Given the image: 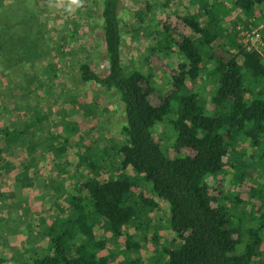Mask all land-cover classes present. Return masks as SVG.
I'll list each match as a JSON object with an SVG mask.
<instances>
[{"label": "trees", "instance_id": "1", "mask_svg": "<svg viewBox=\"0 0 264 264\" xmlns=\"http://www.w3.org/2000/svg\"><path fill=\"white\" fill-rule=\"evenodd\" d=\"M232 1L234 16L227 23L221 0H191L181 14L191 33L178 41L168 23L158 20L159 45L149 53L162 62L158 69L167 68L163 71L170 89L154 102L156 73L149 57L146 70L123 62L121 0H101L109 63L103 76L83 61V47L75 51L72 64H63L73 54L67 38L74 33L70 37L67 33L74 21L65 18L62 30L54 34L50 23L41 20L36 0H0V137L4 141L0 178L13 167L3 163L6 153L25 149L27 159L33 158L21 162L22 174L28 176L31 169H39L37 156L44 160L58 151H52L56 137L43 136L55 123L53 106L47 103L51 98L55 103L64 99L68 92L64 100L75 105V86L91 83L115 90L123 103L125 139L117 150L120 170L132 167L138 174L119 172L108 180L98 174L78 182L77 193L66 197V212L45 223L42 234L48 241L33 264H113L112 256L103 253L107 242L97 237L96 228L119 239L126 228L134 227L147 240L145 217L158 208L154 195L167 202L169 228L179 243L158 251L159 261L264 264V181H259L264 174L250 176L242 157L248 155L251 165L264 171V58L247 35L260 26L255 16L263 11L264 0ZM144 10L136 12L137 29L151 23L146 22ZM209 67L211 105L199 91L185 89L188 80L197 81ZM64 69L77 71L75 78L64 79ZM4 90L18 100L12 107ZM159 125L173 129L176 156H168L156 139L154 129ZM244 142H249L250 151L242 147L236 156L234 149ZM92 150L87 145L80 156L95 170ZM142 183L149 186L152 197L143 192ZM158 237L155 233L154 240ZM141 248L136 233H128L123 254L129 257L122 264H153L143 255L130 256Z\"/></svg>", "mask_w": 264, "mask_h": 264}, {"label": "rangeland", "instance_id": "2", "mask_svg": "<svg viewBox=\"0 0 264 264\" xmlns=\"http://www.w3.org/2000/svg\"><path fill=\"white\" fill-rule=\"evenodd\" d=\"M190 1L170 0L167 5L166 0H121L120 2V16L123 21V62L129 68L142 67L146 70L149 67L150 59L156 73V90L152 96L154 102H158L161 95L166 94L170 89L166 72L163 71L167 68L164 66V69H161L162 67L158 69L162 62L149 53L150 48L159 45L158 20L168 23L172 37L177 41L181 40L184 35L191 33L181 18V14L191 6ZM221 2L225 6L223 12L226 22L229 23L234 16V12L230 9L233 1L221 0ZM148 3L150 4L149 10L146 9ZM36 5L39 7L41 20L50 23L54 34L62 30L65 18L74 21L67 33L69 37L74 33L73 37L67 38V46L68 48L72 47L73 54L67 57V61L63 62L64 65L72 64L71 58L77 56L75 51L79 52L78 48L83 47L85 49L80 53L83 61L89 63L91 68L101 76L108 74L109 63L101 25V0H83L82 7L72 5L71 11H68V0H36ZM142 9H145L146 12V22L151 20V23L146 24L148 27L139 26L140 28L137 29L139 22L137 23L135 15ZM257 12L255 18L259 20V28L262 29L264 7L262 12ZM261 37V42L264 44V28ZM254 44L258 48L261 47L259 41H255ZM209 68H204L197 81L188 80L185 89L186 91H199L211 105L213 79L211 68ZM64 71L63 78L69 80H73L77 73L75 70L70 73L65 69ZM85 86H75L77 89L73 90V93L76 94L75 99H77L75 105L67 102L69 99L64 100L68 98V92L64 93V99H60L56 103L53 98L49 102L47 101V104L53 106L55 123L51 124V130L43 136L47 140L50 135L55 136L56 139L52 140L54 147L52 151H55V148L58 151L51 152L50 156L44 160L38 159L41 156H37V160L40 162L38 170L33 167L34 169H31L28 176L22 174L21 162L33 159L32 157L27 159L29 157L25 153V149L18 148L15 152L4 155L3 163L6 162L7 165L10 164L13 167L8 171H4V169V172L1 170L4 175L0 178V264H33V259L48 241L42 234L45 223L66 212L68 209L66 197L69 194L77 193L78 182H85L88 177L98 174L102 180L111 179L114 174L119 172V175L128 174L134 177L138 175L132 167L120 170L121 159L117 150L125 139L122 128L126 118L124 105L116 91L107 90L106 87L95 83ZM46 90L50 94L49 88ZM3 94L7 96L8 106L12 107L18 102L13 97V92L4 90ZM59 111L61 113H58ZM154 135L168 156L177 155L174 146V131L170 126H157L154 129ZM56 141L59 142L57 147L54 146ZM3 145V138L0 137V147ZM87 145L92 147V152L95 153L93 154L97 159L98 167L95 170L84 163L80 156L82 154L80 151L86 149ZM248 145L249 142L238 143L233 151L234 154L240 156L242 147L250 151ZM37 151L39 153L41 150ZM242 157L249 165L250 176L253 174L259 176L262 174L261 172L264 174L260 165H251L252 158L246 154H243ZM35 171H37V177H33ZM33 178L35 179L33 180ZM218 181L221 182L222 179H218ZM259 181L264 180L260 178ZM218 185L221 186V183ZM141 188L151 197L154 195L148 185L142 183ZM56 194L59 196L54 198ZM136 195L139 197L137 193ZM154 198L158 202V208L145 217L149 228L147 240L143 239V233L136 232L134 227L126 228L119 239L107 235L100 227L96 228L97 237L107 242V248L103 250V253L112 256L113 264H122L128 256L123 254L128 233H136V239L142 245L139 252H132L130 256L143 255L150 258L153 264H166L165 260L159 261L158 251L164 247L173 249L179 245L174 240L169 228L167 202L155 195ZM155 233L159 235V240H154Z\"/></svg>", "mask_w": 264, "mask_h": 264}, {"label": "built area", "instance_id": "3", "mask_svg": "<svg viewBox=\"0 0 264 264\" xmlns=\"http://www.w3.org/2000/svg\"><path fill=\"white\" fill-rule=\"evenodd\" d=\"M260 28H257L255 30H253L252 32L247 33L249 40L251 41V46H254L262 55V57L264 58V44L261 42V32L259 31ZM255 41H259L261 43V47L258 48L255 46L254 42Z\"/></svg>", "mask_w": 264, "mask_h": 264}, {"label": "clouds", "instance_id": "4", "mask_svg": "<svg viewBox=\"0 0 264 264\" xmlns=\"http://www.w3.org/2000/svg\"><path fill=\"white\" fill-rule=\"evenodd\" d=\"M72 5L82 7L83 6V0H68V11H71Z\"/></svg>", "mask_w": 264, "mask_h": 264}]
</instances>
